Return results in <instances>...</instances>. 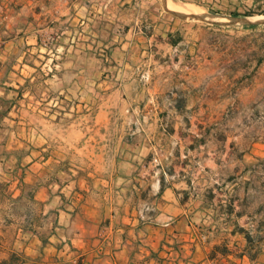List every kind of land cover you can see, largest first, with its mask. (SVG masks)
Masks as SVG:
<instances>
[{"label":"crops","instance_id":"obj_1","mask_svg":"<svg viewBox=\"0 0 264 264\" xmlns=\"http://www.w3.org/2000/svg\"><path fill=\"white\" fill-rule=\"evenodd\" d=\"M81 1L0 0V264H264V145L256 151L253 138L241 152L238 121L192 117L208 102H193L184 57L125 40L112 86L119 118L118 103L96 104L88 85L82 102L72 85L31 103L11 81L31 32L74 29ZM216 1L237 12L253 4ZM169 59L183 66L173 72ZM64 116L70 134L44 133Z\"/></svg>","mask_w":264,"mask_h":264},{"label":"rangeland","instance_id":"obj_2","mask_svg":"<svg viewBox=\"0 0 264 264\" xmlns=\"http://www.w3.org/2000/svg\"><path fill=\"white\" fill-rule=\"evenodd\" d=\"M162 1L82 0V17L74 29L68 26V29L31 32L34 43L19 48L18 54L19 57L24 56L23 62L15 64L24 73L11 77V81L21 83V88L27 87L31 103H39L41 98L45 100L47 97L49 102L53 97L49 95L56 88L58 91L64 90L66 94L72 85L74 88L79 86L82 102L86 99L88 85L90 98L96 104L118 103L113 112L119 118L124 112L119 110V95L112 93V86L119 83L121 61L126 52L122 44L127 39H152L155 41L151 47L153 54L184 57L181 60L185 61V70L192 72L193 102H199L200 95L202 101L208 102L207 109L192 111V117L238 121L240 151L247 152L253 138L256 151L262 150L264 15L251 16L260 21L253 26L230 18L229 14L234 11L219 8L220 3L216 0L203 2L202 7L195 2L171 0L179 6L190 8L192 11L187 14L166 10ZM87 6H92L94 10L89 20L85 15ZM249 6V2L242 1L238 12L244 13ZM83 19L84 23H81ZM136 53L135 48L127 52ZM174 59L177 60L176 57ZM168 61L173 72L183 66V63ZM53 72L58 73L57 78L51 77ZM43 92L45 95H42ZM24 114L20 112L21 117ZM80 115L82 119L83 113ZM70 121L69 117L64 116L60 126H44V133L51 136L70 134ZM30 122L32 128L39 131V117L32 115ZM22 128V124L17 128L21 142H17L16 146H20V151L23 148ZM235 128L234 123L233 130ZM261 164L257 158L256 166L260 167Z\"/></svg>","mask_w":264,"mask_h":264},{"label":"trees","instance_id":"obj_3","mask_svg":"<svg viewBox=\"0 0 264 264\" xmlns=\"http://www.w3.org/2000/svg\"><path fill=\"white\" fill-rule=\"evenodd\" d=\"M254 15H264V0H253L252 7L245 10L244 13L241 14L237 11H234L229 14V17L237 19L251 17Z\"/></svg>","mask_w":264,"mask_h":264},{"label":"bare ground","instance_id":"obj_4","mask_svg":"<svg viewBox=\"0 0 264 264\" xmlns=\"http://www.w3.org/2000/svg\"><path fill=\"white\" fill-rule=\"evenodd\" d=\"M162 4L166 10L178 14H187L192 11L190 8L179 6L171 0H163Z\"/></svg>","mask_w":264,"mask_h":264},{"label":"water","instance_id":"obj_5","mask_svg":"<svg viewBox=\"0 0 264 264\" xmlns=\"http://www.w3.org/2000/svg\"><path fill=\"white\" fill-rule=\"evenodd\" d=\"M236 21H239L243 24H248V25H254V24H258L260 21L257 19H254V17H247L246 19H234Z\"/></svg>","mask_w":264,"mask_h":264}]
</instances>
